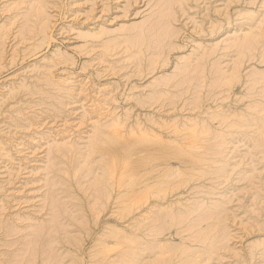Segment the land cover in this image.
I'll return each mask as SVG.
<instances>
[{
    "label": "rangeland",
    "instance_id": "374dc122",
    "mask_svg": "<svg viewBox=\"0 0 264 264\" xmlns=\"http://www.w3.org/2000/svg\"><path fill=\"white\" fill-rule=\"evenodd\" d=\"M0 264H264V0H0Z\"/></svg>",
    "mask_w": 264,
    "mask_h": 264
},
{
    "label": "bare ground",
    "instance_id": "6f19581e",
    "mask_svg": "<svg viewBox=\"0 0 264 264\" xmlns=\"http://www.w3.org/2000/svg\"><path fill=\"white\" fill-rule=\"evenodd\" d=\"M54 194V193H53ZM54 196V195H53ZM53 198V197H52ZM52 206V205H51ZM56 209V208H55ZM53 214V213H52ZM153 229V228H152ZM153 231V230H152ZM210 233V232H209ZM154 247V246H153ZM186 250V249H185Z\"/></svg>",
    "mask_w": 264,
    "mask_h": 264
}]
</instances>
